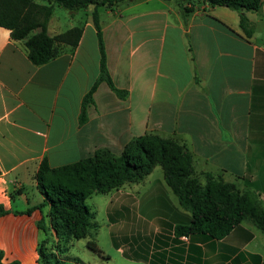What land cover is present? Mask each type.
Returning a JSON list of instances; mask_svg holds the SVG:
<instances>
[{"label": "crops", "instance_id": "crops-1", "mask_svg": "<svg viewBox=\"0 0 264 264\" xmlns=\"http://www.w3.org/2000/svg\"><path fill=\"white\" fill-rule=\"evenodd\" d=\"M104 12L107 68L126 96L100 82L83 123L84 98L100 76L91 16L78 26L79 45H59L58 56L44 65L33 64L25 43L0 27V251L6 264H40L42 242L54 253V244L65 242L50 228L49 208L28 213L44 201L36 180L44 160L56 168L101 149L120 156L146 134L178 139L193 153L198 173L222 177L264 207V4L247 13L251 37L238 12L204 0H123ZM50 25V36L61 34ZM153 172L103 194L114 192L107 209L113 246L130 263L264 264V234L251 221L220 240L177 236L176 227L189 224L191 214L162 169L159 177ZM122 219L128 222L114 230ZM96 254L101 263L110 260Z\"/></svg>", "mask_w": 264, "mask_h": 264}, {"label": "trees", "instance_id": "trees-1", "mask_svg": "<svg viewBox=\"0 0 264 264\" xmlns=\"http://www.w3.org/2000/svg\"><path fill=\"white\" fill-rule=\"evenodd\" d=\"M41 5L35 0H0V27L11 31L15 40L23 41L28 57L35 65H44L59 54V45L76 48L83 35L82 27H74L56 36H50L48 25L56 6L71 13L87 10L95 25L100 50V76L84 98L81 123L86 119L87 106L100 82L124 98L126 92L115 87L107 68V56L100 20V8L111 9L123 0H46ZM211 7H225L240 15V25L248 37L254 27L248 12H258L264 0H204ZM156 167H161L164 180L179 205L191 214L190 223L176 227L177 236L204 235L211 240L227 237L244 221H251L264 234V207L250 192H243L233 183L211 173H198L193 153L178 139L146 134L131 141L120 156L101 149L87 159L53 168L47 160L40 165L36 176L37 187L44 201L28 210L49 208L50 228L59 240H89L87 247L99 255L91 239L94 215L85 204L94 194H107L126 185L143 181ZM4 213L0 207V214ZM45 229L43 223H39ZM39 245L40 264H61L58 254L48 246ZM4 254L0 251V264ZM18 264V263H10Z\"/></svg>", "mask_w": 264, "mask_h": 264}, {"label": "rangeland", "instance_id": "rangeland-1", "mask_svg": "<svg viewBox=\"0 0 264 264\" xmlns=\"http://www.w3.org/2000/svg\"><path fill=\"white\" fill-rule=\"evenodd\" d=\"M178 1L179 0H172V3L177 4ZM35 2L41 5L48 4L46 0H35ZM92 10L93 6H90L87 10H81L73 14L65 8L56 6L51 19V33H64L72 27L83 25ZM104 11L105 7L99 10L103 19L105 16ZM159 176H161V167L155 168L152 177L155 178ZM113 193L109 195L94 194L85 201V204L91 209L94 215V219H92L93 227H91V238L89 239L94 241L97 249L101 250L106 259L110 260L101 263L102 261L98 259L96 252L87 247V242L89 240L72 239L69 244L67 242L62 243V245L54 244V251L56 254H59V258L62 260V262L60 261L61 264H94V258L98 259L99 264H132L123 256L121 251L113 246L114 240L111 232L114 224L110 221L107 210L114 196ZM127 222L128 220L122 219L114 230L122 228Z\"/></svg>", "mask_w": 264, "mask_h": 264}]
</instances>
